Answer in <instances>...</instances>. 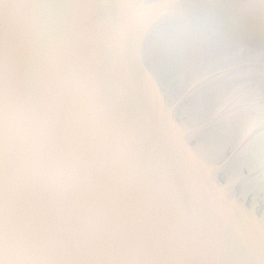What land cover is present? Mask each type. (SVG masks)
Listing matches in <instances>:
<instances>
[{
    "label": "water",
    "instance_id": "obj_1",
    "mask_svg": "<svg viewBox=\"0 0 264 264\" xmlns=\"http://www.w3.org/2000/svg\"><path fill=\"white\" fill-rule=\"evenodd\" d=\"M0 264H264V0H0Z\"/></svg>",
    "mask_w": 264,
    "mask_h": 264
}]
</instances>
